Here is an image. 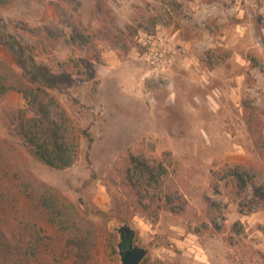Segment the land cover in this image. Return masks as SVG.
I'll list each match as a JSON object with an SVG mask.
<instances>
[{
    "label": "rangeland",
    "instance_id": "374dc122",
    "mask_svg": "<svg viewBox=\"0 0 264 264\" xmlns=\"http://www.w3.org/2000/svg\"><path fill=\"white\" fill-rule=\"evenodd\" d=\"M146 32L182 51L164 73L143 59L138 38ZM106 50L116 62L104 84ZM0 59L44 86L75 128L89 133L80 136L72 165L51 168L14 132L27 106L22 94H0V143L13 145L36 177L92 222V264H122L124 225L134 231L133 244L146 249L139 264H179L167 256L181 251L171 226L220 233L230 245L242 241L251 263L264 264V205L253 196L260 177L241 190L229 174L237 163L264 172V0H0ZM169 70L176 78H166ZM129 153L163 162L160 187L137 193L130 186ZM169 188L184 195V210L164 206L158 190ZM239 212L253 215L249 242L241 237L244 225L232 219ZM46 232L54 235L51 227ZM42 242L50 264H74L51 255L53 239Z\"/></svg>",
    "mask_w": 264,
    "mask_h": 264
},
{
    "label": "trees",
    "instance_id": "16d2710c",
    "mask_svg": "<svg viewBox=\"0 0 264 264\" xmlns=\"http://www.w3.org/2000/svg\"><path fill=\"white\" fill-rule=\"evenodd\" d=\"M8 38L14 40L10 35ZM6 91L20 93L26 100L27 106L18 111L14 132L30 152L51 168L72 165L79 156V138L89 137L88 131L75 128L65 107L44 86L28 83L0 59V94ZM4 144L0 143V179L9 184L0 186V264H50L45 258L49 256L45 255L48 247L45 254L41 251L45 239L54 240L52 256L70 257L74 264H92L98 240L92 222L56 187L36 177L13 145L7 141ZM260 154L264 156L263 151ZM164 173L165 165L160 159L129 153L124 178L137 188V193L160 187ZM229 174L241 190L259 176L253 196L264 202V172L258 167L237 163L230 167ZM158 191L170 211L178 212L187 206L178 188ZM10 210L14 211L13 217ZM154 214L157 216V211ZM47 227L53 229V236L46 232Z\"/></svg>",
    "mask_w": 264,
    "mask_h": 264
},
{
    "label": "crops",
    "instance_id": "0c3cea01",
    "mask_svg": "<svg viewBox=\"0 0 264 264\" xmlns=\"http://www.w3.org/2000/svg\"><path fill=\"white\" fill-rule=\"evenodd\" d=\"M103 57L105 58L106 66H104L102 72L100 71V74L102 82L106 84L110 79H113L112 74L114 71L112 70V67L115 66L114 63L116 62V59L112 50H106L103 52ZM175 76V72L170 70L166 74V78L169 79H173ZM116 88L119 89L120 87L118 86ZM252 218V214L244 215L240 212L235 213L234 218H232L237 221L239 220V223L244 225L245 230H247L245 231L246 235H241L244 243L249 242L251 236H254L255 234L254 231L247 233L248 228L252 226ZM227 220L229 219L224 221ZM171 227L174 229L171 231L180 236L179 239H173L177 242L181 251L178 254L173 252L168 253L167 256L172 254L170 255V258H179V264H252L250 260L252 253L251 248L248 245L243 244L242 241H239L241 242L239 243L240 245H230L220 233H216L214 236H209L206 232L190 231L183 226Z\"/></svg>",
    "mask_w": 264,
    "mask_h": 264
},
{
    "label": "built area",
    "instance_id": "2783aa9c",
    "mask_svg": "<svg viewBox=\"0 0 264 264\" xmlns=\"http://www.w3.org/2000/svg\"><path fill=\"white\" fill-rule=\"evenodd\" d=\"M138 41L144 49V61L153 72L158 74L170 69L178 55L182 53L180 48L154 33L146 32L139 36Z\"/></svg>",
    "mask_w": 264,
    "mask_h": 264
},
{
    "label": "water",
    "instance_id": "95a60500",
    "mask_svg": "<svg viewBox=\"0 0 264 264\" xmlns=\"http://www.w3.org/2000/svg\"><path fill=\"white\" fill-rule=\"evenodd\" d=\"M120 233V255L122 264H139L146 249L133 245L134 231L128 226H122Z\"/></svg>",
    "mask_w": 264,
    "mask_h": 264
},
{
    "label": "flooded vegetation",
    "instance_id": "af4514ba",
    "mask_svg": "<svg viewBox=\"0 0 264 264\" xmlns=\"http://www.w3.org/2000/svg\"><path fill=\"white\" fill-rule=\"evenodd\" d=\"M134 246H137V245H135V244H133ZM139 247V246H138Z\"/></svg>",
    "mask_w": 264,
    "mask_h": 264
}]
</instances>
